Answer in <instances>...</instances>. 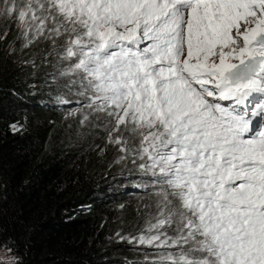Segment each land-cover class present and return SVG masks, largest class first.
I'll return each instance as SVG.
<instances>
[{"label": "snow or ice", "instance_id": "1", "mask_svg": "<svg viewBox=\"0 0 264 264\" xmlns=\"http://www.w3.org/2000/svg\"><path fill=\"white\" fill-rule=\"evenodd\" d=\"M3 3L0 15L18 14L26 31L50 22L89 107L139 137L171 190L151 227L176 224L161 241L181 246L173 264H264V0Z\"/></svg>", "mask_w": 264, "mask_h": 264}, {"label": "trees", "instance_id": "2", "mask_svg": "<svg viewBox=\"0 0 264 264\" xmlns=\"http://www.w3.org/2000/svg\"><path fill=\"white\" fill-rule=\"evenodd\" d=\"M51 27L37 34L0 15V253L13 255L0 264H173L181 246L161 241L176 224L151 227L171 190L139 137L89 107L92 91Z\"/></svg>", "mask_w": 264, "mask_h": 264}, {"label": "rangeland", "instance_id": "3", "mask_svg": "<svg viewBox=\"0 0 264 264\" xmlns=\"http://www.w3.org/2000/svg\"><path fill=\"white\" fill-rule=\"evenodd\" d=\"M150 164V163H148ZM13 259V255L9 252H1L0 253V260L2 261H11Z\"/></svg>", "mask_w": 264, "mask_h": 264}]
</instances>
